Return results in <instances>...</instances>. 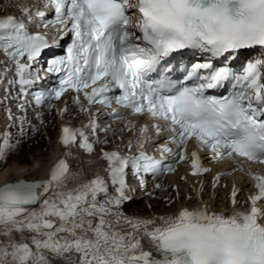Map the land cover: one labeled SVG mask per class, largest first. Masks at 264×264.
Here are the masks:
<instances>
[{
    "label": "snow or ice",
    "instance_id": "6c2138e0",
    "mask_svg": "<svg viewBox=\"0 0 264 264\" xmlns=\"http://www.w3.org/2000/svg\"><path fill=\"white\" fill-rule=\"evenodd\" d=\"M17 10L20 16L0 17V82L7 81L9 94L17 88L21 111L29 95L43 107L69 93L89 113L83 127L62 128L59 142L66 153L79 148L91 154L108 143L98 136L108 129L91 116L93 105L124 119L115 103L150 123L130 122L128 130L136 133L127 145L131 154L102 150L106 177L70 188L78 174L60 159L46 180L0 186V264H264V206H258L264 175L244 168L264 166V60L248 62L240 73L212 63L241 50H264V0H38ZM64 37L71 40L66 54L44 69L35 67L53 46L50 40ZM184 50L208 59L188 67L174 55ZM42 71L58 76V86L30 92L45 78ZM177 72L182 77L174 78ZM226 86L227 94H210ZM165 131L158 156L149 154L153 132ZM141 136L145 144L133 152ZM190 141L196 145L191 152ZM7 147L5 140L0 159ZM201 151L210 162L228 158L238 165L216 175L213 187L231 171L255 182L247 212L229 215L201 205L129 218L120 211L130 174L143 184L146 175L175 172L176 164L189 161L190 175L201 176L211 171ZM237 194L233 186V207Z\"/></svg>",
    "mask_w": 264,
    "mask_h": 264
},
{
    "label": "bare ground",
    "instance_id": "6f19581e",
    "mask_svg": "<svg viewBox=\"0 0 264 264\" xmlns=\"http://www.w3.org/2000/svg\"><path fill=\"white\" fill-rule=\"evenodd\" d=\"M2 8L3 5L0 3V10ZM73 114L76 115V111ZM14 116L11 119L15 120V123H11L9 128H7V125L12 120L5 119L1 111L0 102V147L3 146L4 143L2 144V142L6 139H11L15 142L14 146L8 144L4 152V158L0 159H13L12 162L5 166L3 165V167L0 164V186L6 182H16L21 179L30 182L46 180L50 166L61 152V148L57 146V138L59 135V124L62 121L59 120L56 113H50L45 114L36 122L32 121L29 125H26L28 116H25V114L20 116L14 114ZM20 119L24 121L23 130L21 129ZM67 121L70 122V119H67ZM128 136L110 133H106L104 137L99 135L101 141L107 139L108 143L97 144L95 151L91 154L78 148L69 150L65 157L72 172L78 175L68 186L70 188L75 187L81 182L96 177L95 173L97 171L98 173L100 172L105 162L102 158V150L112 151L117 148L119 151H125L128 145ZM45 147L47 148L46 152L40 153L39 151H43ZM181 178V174L169 177L165 181L167 189L162 193H155V199L145 197L139 190L133 191L132 194L128 191L127 199L121 205L120 211L129 218H156L175 214L181 208L192 209L197 206L207 205L211 211L230 215L234 214L233 210L235 208L243 207L247 204L245 196L250 191V184L240 175L227 178L226 182L228 185L225 189L220 188L200 194L191 178L185 176L184 181H181ZM230 183H234L239 190L235 207H233L231 202L232 189H230ZM177 187L179 189L178 193ZM131 197L135 199L132 202L130 201Z\"/></svg>",
    "mask_w": 264,
    "mask_h": 264
},
{
    "label": "rangeland",
    "instance_id": "374dc122",
    "mask_svg": "<svg viewBox=\"0 0 264 264\" xmlns=\"http://www.w3.org/2000/svg\"><path fill=\"white\" fill-rule=\"evenodd\" d=\"M4 139H6V138H4ZM6 140H8L7 141V143L9 144V145H11V146H14L15 145V142L13 141V140H11V139H6ZM4 142H2V144H3ZM46 147L43 149V151L41 150V151H39L40 153H42V152H46ZM39 150V149H38ZM13 161V159H7V160H0V164H1V167H3V165L5 166V165H7V164H9L10 162H12Z\"/></svg>",
    "mask_w": 264,
    "mask_h": 264
}]
</instances>
